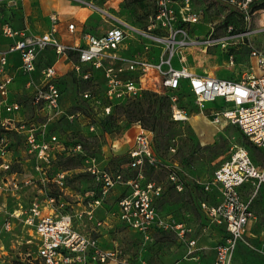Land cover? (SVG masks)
<instances>
[{
    "label": "rangeland",
    "instance_id": "374dc122",
    "mask_svg": "<svg viewBox=\"0 0 264 264\" xmlns=\"http://www.w3.org/2000/svg\"><path fill=\"white\" fill-rule=\"evenodd\" d=\"M166 1L175 12L186 3L189 13L196 14L197 23L180 25L173 16L156 24L153 17L159 0H2L0 22H8L16 28L27 24L31 30H36L45 28L49 15L57 13L64 21L101 33L115 17L127 23L124 46L128 52L135 46L143 49L149 41L145 33L156 35L160 40L150 46L148 60L173 49L175 64L223 77L239 76L245 71L252 46L264 51V0ZM134 28L144 34L135 33ZM177 28L185 29L187 36L177 33L172 42L170 31ZM52 60V53L46 51L39 65ZM58 66L62 72L58 85L63 113L47 121V130L57 133L67 144L80 143L85 155L94 157L96 164L110 174L118 172L125 180L138 177L142 187L148 182L159 185L160 194L152 198L156 212L169 223L182 222L189 232L180 237L170 228L141 232L125 224L118 217V201L131 194L128 183L116 182L101 204L89 205V190L93 189L100 196L101 183L83 171L81 154L66 157L61 152L49 170L50 179L35 180L31 172L33 155L27 151L23 138L0 128V136L6 137L10 148L11 171L6 173H14L19 180L12 190L0 189V264H43L36 257L34 232L23 219L33 200L53 196L57 208L59 195L65 203L59 210L65 209L72 215L76 230L90 234L102 247L118 249V256L98 264H210L215 245L223 240L225 232L222 226L210 222L199 208L203 193L197 180L210 178L214 169L228 158L234 144L247 146L253 161L260 165H264V148L253 145L237 125L213 122L212 103H207L206 110L200 113L188 92L180 93V105L189 115L186 120H173L168 100L147 89L138 96L112 104L109 113H105L102 103L83 101L80 94L89 89L105 102L101 75L95 74L92 80L83 81L70 72L68 65L59 63ZM19 99L29 118L33 114L29 100L24 95ZM68 114L74 117L69 119ZM38 117L32 120L36 126L44 119ZM80 120L85 123L83 126L94 124V129L88 132V128L79 124ZM141 128L151 132L155 160L137 169L129 165L128 150ZM172 168L177 170L176 181L170 178ZM59 169H66L67 174L62 185L51 180ZM2 173L0 170V177ZM28 175L32 176L30 182L21 181ZM41 203L44 211L52 210L45 201ZM254 210L257 214L254 234L240 243L233 264H264V194L255 201ZM98 220L102 222L100 225L96 223ZM187 238L196 242L191 252Z\"/></svg>",
    "mask_w": 264,
    "mask_h": 264
},
{
    "label": "built area",
    "instance_id": "2783aa9c",
    "mask_svg": "<svg viewBox=\"0 0 264 264\" xmlns=\"http://www.w3.org/2000/svg\"><path fill=\"white\" fill-rule=\"evenodd\" d=\"M186 7L185 3L175 12L166 0H159L153 21L158 24L163 18L174 16L180 25L197 23L196 14L189 13ZM108 22L109 26L101 33H93L68 22L66 29L72 35L69 40L62 35L61 18L57 13L49 15L45 28L36 30H31L27 24L16 28L8 22H0V128L23 138L27 151L33 155L31 172L35 180L45 182L50 179L49 170L61 152L66 156L81 154L83 171L101 183L100 196L93 189L89 190V205L101 204L116 182L128 183L132 188L131 194L118 201V217L125 224L141 232L170 228L183 237L189 228L182 222L165 221L153 207L152 198L160 194L159 185L148 182L142 187L138 177L125 180L118 172L110 174L96 164L94 157L85 155L80 143L67 144L57 133L47 130V121L63 113L58 85L62 72L58 64L68 65L70 72L83 81L92 80L95 74L101 75L105 102L103 98H96L89 89L80 94L83 101L102 103L105 113H109L112 104L129 96H138L147 89L169 99L173 120H186L189 115L180 105V93L188 92L200 113L206 110L207 103H212L210 117L213 122L226 121L237 125L253 145L264 148V51L252 46L245 71L239 76L223 77L191 71L182 64H175L173 49L148 60L150 46L160 40L156 35L145 33L149 41L143 49L128 52L124 46L128 36L127 23L115 17ZM134 32L144 34L136 28ZM177 33L187 36L185 29L177 28L170 31L172 42ZM46 51L52 53L53 60L40 66V57ZM23 95L33 111L29 118L25 116L23 101L19 99ZM37 117L44 119L36 126L32 120ZM67 117L72 119L74 114ZM79 124L83 126L85 123L80 120ZM83 127L91 132L94 124L86 123ZM150 133L141 128L134 135L133 145L128 150L132 168L141 169L144 163H154ZM9 151V142L1 135L0 170L3 173L0 189L4 190L8 187L12 190L19 181L14 173H6L11 171ZM169 174L172 180L178 179L175 168ZM66 175V169H59L51 180L62 185ZM31 177L28 175L21 181L28 183ZM197 183L204 195L199 199V208L210 222L222 226L225 232L223 240L215 245V255L210 264H232L238 246L245 242L250 228L257 221L254 203L264 192V165L253 161L247 146L234 144L228 158L214 169L212 176L197 180ZM60 197L57 208L53 196L42 199L51 206L49 212L42 208V201L33 200L23 219L36 237V257L43 264H98L118 256V249L102 247L90 234L74 228L72 215L65 209L59 210L65 204ZM88 216L91 217L90 210ZM96 223L100 225L102 222L98 220ZM187 243L189 252L193 251L195 240L187 238Z\"/></svg>",
    "mask_w": 264,
    "mask_h": 264
},
{
    "label": "crops",
    "instance_id": "0c3cea01",
    "mask_svg": "<svg viewBox=\"0 0 264 264\" xmlns=\"http://www.w3.org/2000/svg\"><path fill=\"white\" fill-rule=\"evenodd\" d=\"M68 22H70V21H64L62 18H61V30H62V35H63V37L66 39V40H69V39H71V34L68 32V30L66 29V24L68 23ZM76 26H78V27H82V26H79V23H76L75 24ZM140 48H139V46H135L133 49H131V50H133L134 52L135 51H137V50H139ZM262 194H264V192H262ZM204 197V195L201 197V198H203ZM203 213V212H202ZM256 224H257V221H256V223L250 228V234L249 235H253L254 234V228H255V226H256ZM218 225V224H217ZM220 226V225H219ZM238 249V248H237ZM214 255H215V252H214ZM214 258V257H213ZM213 260V259H212ZM211 263V262H210ZM233 264V263H232Z\"/></svg>",
    "mask_w": 264,
    "mask_h": 264
},
{
    "label": "bare ground",
    "instance_id": "6f19581e",
    "mask_svg": "<svg viewBox=\"0 0 264 264\" xmlns=\"http://www.w3.org/2000/svg\"><path fill=\"white\" fill-rule=\"evenodd\" d=\"M206 43L204 45H206ZM203 50H205V49L203 48ZM183 60L186 61V55H183Z\"/></svg>",
    "mask_w": 264,
    "mask_h": 264
},
{
    "label": "trees",
    "instance_id": "16d2710c",
    "mask_svg": "<svg viewBox=\"0 0 264 264\" xmlns=\"http://www.w3.org/2000/svg\"><path fill=\"white\" fill-rule=\"evenodd\" d=\"M162 98H165L166 100H168V102H169V99L167 98V97H162ZM67 157V156H66Z\"/></svg>",
    "mask_w": 264,
    "mask_h": 264
}]
</instances>
